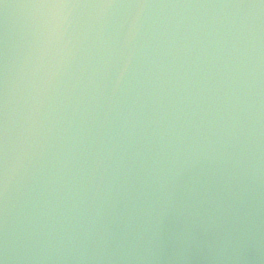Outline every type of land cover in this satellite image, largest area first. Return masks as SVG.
I'll list each match as a JSON object with an SVG mask.
<instances>
[{
    "label": "water",
    "instance_id": "water-1",
    "mask_svg": "<svg viewBox=\"0 0 264 264\" xmlns=\"http://www.w3.org/2000/svg\"><path fill=\"white\" fill-rule=\"evenodd\" d=\"M0 264H264V0H0Z\"/></svg>",
    "mask_w": 264,
    "mask_h": 264
}]
</instances>
